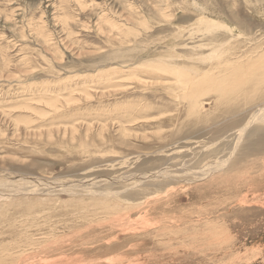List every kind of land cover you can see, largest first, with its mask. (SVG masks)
Returning <instances> with one entry per match:
<instances>
[{
	"label": "rangeland",
	"instance_id": "obj_1",
	"mask_svg": "<svg viewBox=\"0 0 264 264\" xmlns=\"http://www.w3.org/2000/svg\"><path fill=\"white\" fill-rule=\"evenodd\" d=\"M162 1L0 0V264H264V0Z\"/></svg>",
	"mask_w": 264,
	"mask_h": 264
},
{
	"label": "bare ground",
	"instance_id": "obj_2",
	"mask_svg": "<svg viewBox=\"0 0 264 264\" xmlns=\"http://www.w3.org/2000/svg\"><path fill=\"white\" fill-rule=\"evenodd\" d=\"M76 1H78V0H76ZM153 1V0H152ZM203 1V0H202ZM232 1V0H231ZM230 1V2H231ZM158 2V1H157ZM186 2V1H185ZM188 2V1H187ZM234 2V1H233ZM131 3V2H130ZM170 3V1L169 0H163L162 1V3H161V6H160V4H159V11H160V13L164 16V17H167V9L169 8V4ZM182 3V2H181ZM142 4V3H141ZM176 4V3H175ZM189 4V3H188ZM198 4V3H197ZM144 5V4H143ZM185 5V4H184ZM183 5V6H184ZM186 5H187V3H186ZM200 5V4H199ZM233 5V4H232ZM157 6V5H156ZM194 6V5H193ZM101 7V6H100ZM99 7V8H100ZM187 7V6H186ZM88 8V7H87ZM185 8V7H184ZM183 8V9H184ZM80 9V8H79ZM89 10H90V8H89ZM102 10V9H101ZM101 10H99V11H101ZM106 11V10H105ZM157 11V10H156ZM82 12V11H81ZM89 12V11H88ZM149 12V11H148ZM98 13V12H97ZM107 13V12H106ZM105 13V14H106ZM111 13V12H110ZM159 13V14H160ZM90 15V14H89ZM88 15V16H89ZM92 15V14H91ZM113 15V14H112ZM169 16V15H168ZM94 17H96V16H94ZM143 17V16H142ZM87 18H89V17H87ZM128 18V17H127ZM96 19V18H95ZM143 19V18H142ZM91 20V19H90ZM89 20V21H90ZM93 20V19H92ZM97 20H98V18H97ZM125 20V19H124ZM206 20V19H205ZM75 21V20H74ZM81 21V20H80ZM88 21V22H89ZM99 21H100V23L99 24H101V23H106V24H109L110 25V28H111V30L114 32V31H116L117 33V36H119L120 38L121 37H127L126 36V34H128L127 33V31H124V30H122L121 28H120V25L119 24H116V23H120V22H117V20H115L114 19V17H109L108 15L106 16V15H102L101 17H99ZM64 23H70L69 22V20H66V22H64ZM77 23H79L78 21H77ZM80 23H82V22H80ZM84 23V22H83ZM125 23H127V22H125ZM60 24V23H59ZM90 24V23H89ZM125 25V24H124ZM83 26V25H82ZM97 26V25H96ZM87 27V26H86ZM89 27V26H88ZM84 29V28H83ZM89 29V28H88ZM87 29V30H88ZM101 30H103V29H101ZM100 30V31H101ZM76 31V30H75ZM104 31V30H103ZM102 32V31H101ZM73 32H70V34H72ZM98 33H100V32H98ZM102 33H104V32H102ZM115 33V32H114ZM73 36V35H72ZM74 38V37H73ZM69 40V39H68ZM76 41H78V40H76ZM77 43V42H76ZM84 46V45H83ZM80 49V48H79ZM78 49V50H79ZM125 56V55H124ZM255 59V58H254ZM262 60V59H261ZM122 63H123V61H122ZM122 63H121V65H122ZM124 64V63H123ZM121 67H123V66H121ZM126 67V66H125ZM62 69H64V68H62ZM125 69H127V68H125ZM122 70H123V68H122ZM58 71V70H57ZM128 71V70H127ZM166 71H168V70H166ZM108 72V71H107ZM106 72V73H107ZM116 72V71H115ZM124 72V71H123ZM123 72H118V75H121V80L120 81H122V73ZM251 72V71H250ZM128 73H129V71H128ZM108 75L109 76H107V74H105V75H102V79H101V82L102 83H104V84H107V85H114V84H116V82L112 79V75H113V72H108ZM112 76V77H111ZM99 77V76H98ZM96 79V78H95ZM79 80V79H78ZM194 80V79H193ZM117 82H118V80H116ZM83 82V81H82ZM92 82V81H91ZM100 82V81H99ZM99 82H96V81H94V83L97 85V84H99ZM258 82V81H257ZM197 82H194V81H188V82H186V84H188V88H190V91H192L195 95H197V91L198 90H200V89H197L196 87L198 86L199 87V85H197L196 84ZM209 83V82H208ZM218 83V82H217ZM262 83V82H261ZM264 83V82H263ZM120 84V83H119ZM60 85H62L61 83H60ZM91 85H94V84H91ZM121 85V84H120ZM120 85H117V86H115V87H118V86H120ZM239 85H240V83L238 82V84H235L234 86H232V89L231 90H233V91H236L237 89H239ZM95 86V85H94ZM204 86V85H203ZM202 86V87H203ZM230 86V87H231ZM98 87V86H97ZM104 87H105V85H104ZM182 87V86H181ZM110 88V87H109ZM55 90V89H54ZM76 90V89H75ZM196 90V91H195ZM53 91V90H52ZM76 97V96H75ZM76 99V98H75ZM78 99V98H77ZM78 101V100H77ZM75 102V101H74ZM43 103V102H42ZM73 103V102H72ZM48 104V103H47ZM49 105L51 106V107H53V108H57V107H59V105L57 104V102L56 103H49ZM57 105V106H56ZM29 105H27V109H29V107H28ZM194 107V106H193ZM196 107V106H195ZM200 107V106H199ZM59 109V108H58ZM52 110H54V111H58L57 109H52ZM193 110V109H192ZM195 110V109H194ZM35 111V110H34ZM259 112V111H258ZM258 115H257V117L255 118V119H253L252 121H254V122H258V121H260V120H262V121H264V111L262 110V112L261 113H257ZM43 116H45V115H43ZM251 122V121H250ZM250 122H248L244 127H243V129H242V131L244 130V129H246L247 127H250L252 124L250 123ZM254 124V123H253ZM253 127V126H252ZM260 128V127H259ZM252 129V128H251ZM254 129H255V127H254ZM253 130V129H252ZM241 130H240V132H242ZM261 132H262V130H261ZM248 133H250L251 134V132H248ZM253 133V132H252ZM241 134V133H240ZM246 134V133H245ZM255 135V134H254ZM253 136V135H252ZM251 137V136H250ZM259 137H260V135H259ZM262 137H264V136H262ZM261 137V138H262ZM255 138H256V136H255ZM264 139V138H263ZM261 143H263V141H261ZM260 143V139H259V141H256V143L254 144V145H256L255 146V148L256 147H258V150H261L262 148H261V144ZM253 145V146H254ZM209 147V146H208ZM251 148V147H250ZM261 148V149H260ZM264 148V147H263ZM245 150H247V148L245 149ZM246 152V151H245ZM256 152V151H255ZM248 153H250L251 154V152H249L248 151ZM248 153L246 152V154L248 155ZM250 154H249V156H250ZM232 155V154H231ZM243 157H244V155H243ZM247 158V157H246ZM244 160V159H243ZM246 160V159H245ZM217 162V161H216ZM220 163H219V165L217 166V168H218V170H217V172L218 171H221V170H223L224 169V165H223V161L221 162V159H220V161H219ZM256 164V163H255ZM258 165V164H257ZM212 169V168H211ZM210 168H209V171H211V172H214L215 170H211ZM251 169V168H250ZM210 173V172H209ZM245 173H247V172H245ZM252 173V172H251ZM202 174V173H201ZM211 175H212V173H211ZM244 175V174H243ZM242 176V175H241ZM230 177V176H229ZM246 177V176H245ZM226 178H228V177H226ZM244 178V177H243ZM237 179H238V177H237ZM228 180V179H227ZM235 180V179H234ZM233 180V181H234ZM253 180V179H252ZM223 181H226V179L224 180L223 179ZM229 181V180H228ZM256 181V180H255ZM241 183V182H240Z\"/></svg>",
	"mask_w": 264,
	"mask_h": 264
}]
</instances>
